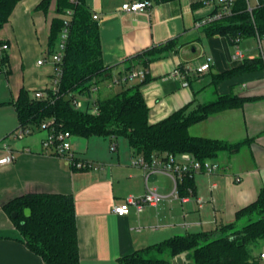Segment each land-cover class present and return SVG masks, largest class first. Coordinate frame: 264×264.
<instances>
[{
    "label": "crops",
    "instance_id": "1",
    "mask_svg": "<svg viewBox=\"0 0 264 264\" xmlns=\"http://www.w3.org/2000/svg\"><path fill=\"white\" fill-rule=\"evenodd\" d=\"M40 1L19 0L0 29V45L7 44L6 49L0 50V157L4 144L14 154L11 163L0 164V264H48L27 247L4 209V204L28 193L72 196L79 264H119V257L174 234L218 232L224 225L241 227L248 216L238 215V211L254 202L264 185V68L217 84L212 75L240 64L244 58L264 56V38L239 36L237 45L243 57L234 58L232 39L206 35L202 26H196V21L215 11L216 0H143L150 5L135 13H126L119 7L138 0H81L92 17L97 15L93 19L99 28L102 61L110 67L102 78L105 90L119 91L121 83L110 84L112 80L143 70V76H129L123 82L141 83L149 123L182 107L192 109L218 95L249 98L239 107L210 114L189 126L192 135L239 143L236 148L210 158L220 164L217 172L193 176L194 194L203 198L202 207L193 197L185 202L173 198L171 179L160 174L154 177L163 195L158 205H146L141 212L131 206L129 213L117 215L113 205L123 202L129 194H142L145 188L142 169L131 162L135 154L129 143L118 141V137L71 135V148L77 158L101 163L95 169H77L43 148L46 130L33 127L22 138L12 134L18 126L12 101L19 90L24 87L31 93L48 86L54 76L52 64H38L37 60L50 55L51 19L65 15L57 12V0H49L45 11L36 7ZM250 4L256 7L257 1ZM60 38L61 35L55 51ZM170 39L174 41L172 48L158 53L147 67L133 58ZM208 58L209 68L197 72V67ZM175 68L178 75L172 73ZM95 86L90 103L92 99L113 95L101 97L98 85ZM80 99L86 104L84 97ZM236 175L240 181L234 180ZM211 184L215 186L211 188ZM186 223L189 227L184 226ZM260 247L256 256L264 250V242ZM259 260L264 264V258ZM171 264L192 262L183 251L171 258Z\"/></svg>",
    "mask_w": 264,
    "mask_h": 264
},
{
    "label": "trees",
    "instance_id": "2",
    "mask_svg": "<svg viewBox=\"0 0 264 264\" xmlns=\"http://www.w3.org/2000/svg\"><path fill=\"white\" fill-rule=\"evenodd\" d=\"M19 0H0V29ZM49 0H41L37 8L47 9ZM72 10L68 35L60 61L62 74L58 91L48 99L34 98L22 87L12 101L18 126L40 127L45 120L53 119L51 127L69 131L71 135L126 137L135 155L146 159L152 154L166 157L169 154L190 152L198 159H210L220 151L232 150L239 143L196 136L189 133V126L210 114L241 106L248 97L231 94L218 95L214 100L198 104L192 109L182 107L162 120L149 123L148 107L140 91L141 83L126 85L105 98H95L97 114L88 111L92 87L109 72L103 64L98 24L81 0H57L60 14ZM64 17H54L50 22L48 52L52 54L59 41ZM206 35L257 36L264 38V0H259L252 13L245 0H236L232 13L202 26ZM147 48L133 56L143 67L163 50L172 48L174 41ZM264 68V56L244 58L231 68L212 75L213 83L232 76ZM127 79V78H126ZM125 79V80H126ZM84 97L86 104L76 108L74 98ZM17 126V127H18ZM193 188V178L184 177L179 191ZM30 209L25 215L24 209ZM4 209L15 212L12 221L27 247L48 264H79L78 238L74 202L71 195L59 193H28L15 197ZM246 214L247 221L239 228L224 225L218 232L186 231L174 234L160 242L134 250L118 258L119 264H171V258L186 251L192 264H262L254 248L264 241V185L254 202L238 211ZM188 229V228H187ZM151 249L155 251L150 252Z\"/></svg>",
    "mask_w": 264,
    "mask_h": 264
},
{
    "label": "built area",
    "instance_id": "3",
    "mask_svg": "<svg viewBox=\"0 0 264 264\" xmlns=\"http://www.w3.org/2000/svg\"><path fill=\"white\" fill-rule=\"evenodd\" d=\"M75 1V0H72ZM247 4V10L252 13V9L254 8L249 0H245ZM257 3L259 0H256ZM236 0H216V9L215 11L203 17L202 19L196 21V26L201 27L206 23L213 21L215 19L223 18L226 15L232 13V8L235 4ZM150 5L149 1H127L120 5L119 9L126 13H135L138 11L144 10L146 7ZM72 15V10L68 9L63 18L64 26L61 31V38L58 44V49L48 55L47 57L41 58L37 60L38 64L50 63L54 68V76L52 82L43 88L35 89L32 93V96L37 99H48L50 97V93L55 94L58 91L59 80L62 74V69L60 66L61 57L63 54V50L65 47V40L68 35V25ZM93 18H97L96 14H93ZM240 37L235 36L232 41L235 46L234 58H242L243 51L238 47L237 43L239 42ZM7 44L3 43L0 45V50L6 49ZM209 60L208 58L204 63L200 64L197 67V72L206 71L209 68ZM173 74L178 75L179 70L175 68L172 71ZM144 71H135L131 72L127 77L141 75L143 76ZM127 77H122L118 79H114L110 82H119L124 81ZM96 86L92 87L94 91ZM95 99L91 100L90 108L88 111L92 114L98 113V108L95 104ZM73 104L76 108H83L84 104L82 100L78 98L73 99ZM53 123V119L45 120L40 124V128L46 130V136L42 141V146L46 150H50L59 158H64L70 164V166L77 169H85V168H97L101 166V163H95L92 161L79 159L76 157L74 151L71 148L70 137L71 134L69 131L64 130H56L51 127ZM32 131L30 127L19 125L13 131V135L19 138L24 137ZM112 149L115 148V143L111 145ZM14 159V154L12 150L4 144V153L0 157V164H8L11 163ZM132 164L140 167L143 171V179H144V192L142 194H129L125 197L124 201L113 205V211L117 215H125L129 213L130 207L133 206L136 212H141L146 205L156 206L162 199V194L159 191L158 184L155 180L152 179L153 176H157L160 174L168 176L172 181V189L170 195L173 198L178 199L181 202L187 201L189 198L193 197L199 207H202L203 198L201 196H195L194 190L192 187H187L184 194H181L179 191V183L182 181L184 177H192L199 172H203L206 174H212L217 172L221 167L218 162L212 161L211 159H198L194 154L190 152H180L178 154H169L166 157H161L160 155L152 154L150 158L146 159L142 155H135L132 159ZM240 176L236 175L234 180L240 181ZM214 184H211V188L214 187ZM189 223H186L184 226L189 227ZM260 258H264V250L259 254Z\"/></svg>",
    "mask_w": 264,
    "mask_h": 264
},
{
    "label": "rangeland",
    "instance_id": "4",
    "mask_svg": "<svg viewBox=\"0 0 264 264\" xmlns=\"http://www.w3.org/2000/svg\"><path fill=\"white\" fill-rule=\"evenodd\" d=\"M250 1H251V3H253V0H250ZM0 77H2V76H0ZM97 85L99 87V91H100V96L101 97L104 96V95H111V94H115L116 92H118V88H115V92H113V93H110L109 91L105 90V81L104 80L99 81L97 83ZM32 93H33V91H31L30 94L32 95ZM118 141H121L122 143H128L127 142V138L126 137H123V136L118 137ZM263 242L264 241L262 240V241H260L258 243V245L254 248V251L255 252H257L258 250H260V248H261L260 246H261V244Z\"/></svg>",
    "mask_w": 264,
    "mask_h": 264
},
{
    "label": "water",
    "instance_id": "5",
    "mask_svg": "<svg viewBox=\"0 0 264 264\" xmlns=\"http://www.w3.org/2000/svg\"><path fill=\"white\" fill-rule=\"evenodd\" d=\"M154 177H155V176L152 177L153 180H154ZM24 214H25V215H29V214H30V209L25 208V209H24ZM11 216H15V212H13V213L11 214Z\"/></svg>",
    "mask_w": 264,
    "mask_h": 264
}]
</instances>
